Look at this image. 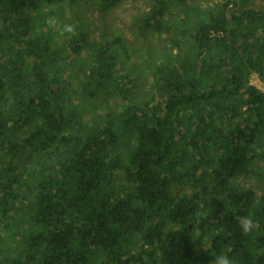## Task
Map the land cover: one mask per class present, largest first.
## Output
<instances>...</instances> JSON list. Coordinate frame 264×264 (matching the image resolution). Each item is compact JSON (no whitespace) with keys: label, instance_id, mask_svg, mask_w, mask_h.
<instances>
[{"label":"trees","instance_id":"trees-1","mask_svg":"<svg viewBox=\"0 0 264 264\" xmlns=\"http://www.w3.org/2000/svg\"><path fill=\"white\" fill-rule=\"evenodd\" d=\"M35 1L0 0V217L31 249L13 264H210L221 252L234 264H264V194L241 187L264 158V92L243 77L249 65L264 69V39L254 35L264 11L235 16L251 24L247 57L220 63L256 104V114L237 120L221 113L203 74L188 75L171 60L158 65L153 98L137 102L141 83L125 37L99 40L94 23L81 19L53 51L55 38L33 34ZM122 1L70 0L104 9ZM183 1L160 0L141 33L162 30L166 8ZM217 20L185 28L196 52L187 61L202 63V50L213 56L231 45L232 37H211ZM40 83L46 89L36 91ZM95 87L122 96L107 102L105 117L80 107L89 109L84 91ZM245 215L257 222L249 235L237 223ZM4 239L0 233V245Z\"/></svg>","mask_w":264,"mask_h":264},{"label":"rangeland","instance_id":"rangeland-1","mask_svg":"<svg viewBox=\"0 0 264 264\" xmlns=\"http://www.w3.org/2000/svg\"><path fill=\"white\" fill-rule=\"evenodd\" d=\"M94 1L100 2V0ZM159 2L160 0H123L118 6L104 9L103 6L86 4V2H84L85 4L82 3L83 5L78 3L74 5L70 0H55L53 3L38 0L30 3L28 9L33 14L32 31L34 36L39 37L42 33H45L55 38L53 51L64 47L63 42L66 36H61L58 28L49 27L45 23L48 17H57L64 23H72L76 26L83 23L81 19L93 22L94 24H92L97 30L95 35L99 40L112 36L125 37L133 56L134 69L137 70L139 82L141 83L137 94L134 96V99L139 103L153 98L159 83L157 81L158 65L171 60L178 66L179 70L182 69L188 75L195 73L197 76L203 74V78L205 76L201 83L210 90L217 91L218 95L215 98L213 97L212 100L217 101V106L220 104L221 113L226 112L231 117L236 116L237 120L244 118L246 114H256V104H253L249 98L250 96L239 88L237 82L230 78V74L220 66V63H229L235 60L242 61L247 57L245 49L249 42L248 39L251 37L249 32L251 24L249 26L240 25L235 16L253 8L264 11V0H185L183 5L171 2L166 8L167 14L162 30L156 28L152 31L149 30L144 35L139 30V26L148 14L158 11L161 6ZM214 17L219 18V20L214 22L211 37L215 42L227 36L232 37L231 45L226 42H224V45L220 44L222 47L216 54L212 53L213 56L202 50V63L194 60V58L187 61L188 57H193L196 52H193L194 45L191 44L195 42L191 40L189 34H186L185 28L194 25L197 20L210 22ZM258 22L259 28L254 29V35L257 36V39L262 40L264 39V16L259 18ZM254 23L257 24L256 21ZM21 54L26 63L31 64L33 62L28 47L24 48ZM203 63L206 64V73H204L205 71L201 65ZM69 68L71 70L70 66ZM124 69H127L126 65H124ZM244 70L243 77H247V81L249 79L258 80L261 86H264V69L253 64L247 66ZM180 73L184 80L185 74L181 71ZM78 76L77 79L73 78L70 81L73 84L77 81L81 84ZM44 85L46 84H36L34 89L38 91L44 88L45 90ZM170 88H172L171 84ZM201 90V87L197 88L196 92L200 93ZM84 92L89 109H85L83 106L80 107L85 115H88V110H94L96 114L105 117L107 102L110 101L114 104L116 99H122V96H118L119 90L114 88L105 90L101 87H95V89ZM8 115L5 114L6 120H9ZM34 127L35 125L27 126L26 131L32 132ZM223 143L220 139V144ZM262 143H264V134ZM214 150L216 151V147H214ZM195 154L202 156L203 152L200 150ZM2 160L6 162L5 158H2ZM7 160H9L8 157ZM38 160L41 163L43 162L42 157H39ZM190 160L193 164L195 160L194 153L190 155ZM257 169L261 173L258 172L259 174L251 179L252 184L243 181L241 187L254 186V188L262 190V194H264V158ZM4 221V217H0V233L5 238L3 244L0 245V264H13L14 260L20 258V255L30 253L31 249L25 247V243L21 242L19 244L11 238L6 228L7 224ZM11 226L20 227L16 224Z\"/></svg>","mask_w":264,"mask_h":264},{"label":"clouds","instance_id":"clouds-1","mask_svg":"<svg viewBox=\"0 0 264 264\" xmlns=\"http://www.w3.org/2000/svg\"><path fill=\"white\" fill-rule=\"evenodd\" d=\"M45 23L52 28H58L61 36L71 37L75 34L77 26L72 23H64L60 21L57 17H48ZM248 85L256 87L258 91L264 92V86H261L258 80L254 81L252 79L248 80ZM237 223L241 229L242 234L249 235L257 228V222L254 217L245 215L237 218ZM205 250L208 251L207 246ZM211 255V254H210ZM210 264H234L232 258L226 253H219L212 256Z\"/></svg>","mask_w":264,"mask_h":264},{"label":"bare ground","instance_id":"bare-ground-1","mask_svg":"<svg viewBox=\"0 0 264 264\" xmlns=\"http://www.w3.org/2000/svg\"><path fill=\"white\" fill-rule=\"evenodd\" d=\"M115 125L117 126V124ZM26 135H31V134H26ZM258 223H259L260 229L262 230V232H264V224L261 222H258Z\"/></svg>","mask_w":264,"mask_h":264}]
</instances>
